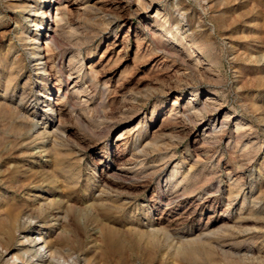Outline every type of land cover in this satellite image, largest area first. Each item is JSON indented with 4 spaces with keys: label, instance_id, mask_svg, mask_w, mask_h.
<instances>
[{
    "label": "rangeland",
    "instance_id": "obj_1",
    "mask_svg": "<svg viewBox=\"0 0 264 264\" xmlns=\"http://www.w3.org/2000/svg\"><path fill=\"white\" fill-rule=\"evenodd\" d=\"M56 1L52 16L59 8L74 35L51 30V18L44 16L41 32L47 34L48 28L52 37L48 44L40 39V53L48 54L50 103L61 109L53 115L54 124H49L39 92L48 85L36 78L31 46L20 40L28 15L20 5H33L26 0H0V95L7 88L9 95L14 90L16 103L22 102V96L35 99L29 108L38 114L23 124L11 108L0 106V191L6 184L25 183L39 186L37 194L45 195L44 190L56 186L52 198L66 221L52 222L49 232L77 254L85 253L90 264L264 262V219L255 221L264 214L253 212V221L243 224V229L222 231L225 214L234 215L242 193L249 196L247 206L259 201L258 212H264V0H208L204 5L198 0H146L148 9L144 11L143 3L138 12L133 0ZM162 8L171 19L166 27L174 30L180 25V36L201 46L205 60L201 65L208 61L215 72L194 70L150 33L144 19ZM69 53H80L84 63L82 90L77 94L70 90L73 77L65 69ZM208 95L219 100L224 113L252 123L250 130L236 134L228 123L212 132L211 124L205 126L212 114L204 103ZM191 97L202 123L187 114ZM46 123L59 139L54 149L48 146L51 155L40 153L39 140L25 141L27 134L35 136L34 131L44 129ZM203 132L209 140H202ZM135 156L144 158V174L120 173L119 168L133 163ZM177 163L179 171L189 175L186 197L165 206L161 187ZM48 175L54 177L49 181ZM229 184L233 197L238 195L231 208ZM101 190L115 202L126 200V206H92L100 200ZM25 199L34 203V198ZM145 209L166 234L149 237L134 232L130 219H142ZM205 227L215 234L213 256L200 252L178 257L176 238L190 231L197 238ZM36 228L31 223L26 234ZM220 231L228 241L215 238ZM237 231L244 232L238 237Z\"/></svg>",
    "mask_w": 264,
    "mask_h": 264
},
{
    "label": "bare ground",
    "instance_id": "obj_2",
    "mask_svg": "<svg viewBox=\"0 0 264 264\" xmlns=\"http://www.w3.org/2000/svg\"><path fill=\"white\" fill-rule=\"evenodd\" d=\"M10 1H15V0H10ZM26 1H31L33 6L30 7L28 2H25L24 5H20L21 9L28 10V15H27L26 20H25L26 25L23 26L22 30L20 29L21 30L20 40L25 41V44H30V46H31L29 54H30L32 67L35 71L36 78L37 79L41 78V80L45 81V83L48 85L47 90H46V88H42L41 90H39L41 98H43L42 112H43V115L47 114L50 117V121H49L50 123L49 124H54L53 115L54 114L58 115L61 112V109L58 108V104L52 105L50 103L49 96L51 95L52 87H50V84L48 82V77L50 76V74H48L46 72V68L48 67V64H49V61L47 60L48 54L43 56L42 53H40V50L42 49L39 46L40 39L45 40V44H48V41L51 40V37H52L51 34H48V32H47L48 28L47 29L45 28V31L47 34L43 35L41 32L43 29V26H44L43 18H44V16L48 15L49 18H51V22H52L51 30H60V32L63 35L73 36L74 30L65 25L64 16L62 14L63 12H61V10L59 8L58 9L56 8L57 9L56 15L52 16V10L54 8V4H57L56 0H43L40 4L35 2L34 0H26ZM133 1L136 5V10H135L136 12L139 11L138 6L143 4V3H144V11L147 8L146 0H133ZM149 2H150V0H149ZM198 2L200 4L203 3V5H204L205 3H208V0H198ZM163 9L164 8L158 9L154 15L145 17L144 25L146 26L147 29H149L150 33L154 37L160 38L175 53H177L178 55H181L183 57V59H185L184 61H186V62L188 61L194 70L199 71L202 69V71L205 73L206 72L207 73L215 72L211 68L212 63L207 61V63H205L204 67L201 65L205 61L203 59V52H202L201 46L197 47L193 44V42L188 41L185 36L181 37L180 36L181 29L179 27L180 25L177 24V26L174 28V30H170L169 28L166 27L170 24L171 19L169 18V13H166L165 11H163ZM24 24H25V22H24ZM30 27H32L33 29H30ZM27 32H30V34H31L30 37L26 34ZM179 38H181V40H179ZM183 40H185V44H184ZM200 45H201V43H200ZM79 54L69 53L68 60L65 64L66 71L73 77L72 78L73 84H72L71 89H70L72 94H77V93H79V91L82 90L80 78L82 76V73H84V63L82 62V58ZM9 89H11V88H9ZM25 95H26V92H25ZM0 100H2V102H0V106H2V107L7 106V107L11 108L10 110H11L12 115L17 120L22 122L23 124L28 123L30 120H33L38 116L37 112L35 110H33V108H29L31 101L35 100V99L30 100V99H27V97L22 96L21 101L24 104H26V107H24V109L20 108L21 107L20 104L22 102L21 103L15 102L14 90H13L12 94L9 95V91L6 88L4 90V93L2 95H0ZM193 101H194V99H193V97H191L189 99L187 105H186L187 114L190 115L191 117H193L197 121V123H202L203 122V119L201 118L202 115H201L200 111H198L196 109V107H195L196 105L192 106ZM204 103L206 106L210 107L212 110V114L209 118V121L205 125V126H208L211 124L212 132H214V130H216V129L220 130L221 128L224 127V125H227L228 123H230L231 126L234 128L233 130L236 134H240L242 132L250 130V128H251L250 124H252V123H246L245 120H243L241 118L236 119L234 117H231L230 114L224 113V108H223L222 104L219 102V100L215 96L208 95L204 99ZM54 106H55V108H54ZM56 110H57V112H56ZM172 110H173V108H172ZM39 121H41V120H39ZM49 124H47V126H44L45 127L44 129H42V128H41V130H40V128L36 129L34 131L36 133L35 136H32L33 134H27L26 138H25V141L29 140V142H32L34 139L39 140L40 145H39L38 149H39L41 154L42 153L43 154H49L50 151L48 149V146H51V148L54 149L57 145L58 136L53 131L48 130ZM138 124L140 125V123H138ZM252 130H253V128H252ZM201 138L203 141H207V139L209 140L210 137H209V135H205L203 132L201 134ZM245 147H246V145H245ZM241 149H242V147H241ZM50 155H51V153H50ZM52 156H53V153H52ZM179 166H180L179 164L174 166L173 169L166 176V179L163 180V185L161 188H162V193H163V196L165 199V203H164L165 206H169L170 204H172L175 200H177L180 197H186L185 196L186 195V193H185L186 189L185 188H186V186H188L189 175L188 174L183 175L182 174L183 172L181 173V170L179 171ZM119 172L122 173L123 175L130 176V177L131 176H138V175L142 176V174H144V158L136 157V159L133 163H129L127 165L125 164L124 166H121V168H119ZM48 177H49V181H50L51 178H53L54 176L50 178V176L48 175ZM56 180L58 181V179H56ZM45 182L47 183V181H45ZM51 184H52V182H51ZM62 184H63V182H62ZM45 186H46V184H45ZM52 186L54 187L53 189L44 190L45 195L37 194L36 191L39 189V186L30 185V184L27 185L25 183H17L14 186H10V185L6 184V185H4L3 190L1 189V191H0V264H80V262L82 264H90L91 263V259L89 257H87V255L85 253L77 254L72 248L68 247L67 245H62L57 239H53V232L52 233L49 232V231L53 230L52 228H50L53 225V224L51 225L52 222L58 224V220H60V221L62 220L63 222L66 221V214L55 208V202L52 198L53 197L52 195L54 193V189L56 186H54V185H52ZM52 186H50V187H52ZM246 186H248V185H246ZM89 188H88V190H90ZM252 188H254V187H250L249 189L251 190ZM233 194H234V189H233L232 185L229 184L228 190H227V196H228V199L230 200V204H229L228 208H231V205H232L231 202L237 200V198H238V195L233 197ZM26 195L28 196L29 199L34 198L33 204H30L31 201L26 202V199H25V197H27ZM249 195H251V194H249ZM239 196H241V203L239 205L237 203V209L235 210L234 215L231 212L226 213L225 211H223L226 214H225L224 222H223V226H224L223 229L224 230H222V231H227V230H231V229H233V231H234L237 229H241L243 224L253 221V219L251 217V214L253 212L254 213L257 212L258 214H256V213L255 214L258 216H259V214H264V212H261V209L258 212L257 205L259 204L258 203L259 201L255 202L252 200V202H251V200H250L252 205L247 206L248 204L246 205V203L249 202V200H248L249 196L247 197L243 193H242V195H239ZM99 198H100V200L92 206H99L100 207V206H104L106 204L112 205L114 203H119L121 200L120 199L119 201L115 202L116 198L114 200L112 195L105 194L103 190L100 191ZM198 198H202V196H198ZM126 204H127L126 200H123L121 203L118 204V207L123 208L126 206ZM25 205L29 206L28 210H25V208H24ZM228 208H227V211H228ZM53 209H56L55 214H52ZM147 211H148V209H145L141 212L142 213V219H140V220H136L134 218H133L134 220H131L132 218L130 219L129 225L132 226V229L134 230V232H136L140 236H144V234H148L149 237H154L155 235H157L159 233H165L166 234V232H163L161 229L156 228L158 226V221L149 217L150 213H148ZM177 219L178 218H176V220ZM262 219H264V218L256 217L255 221L260 222V220H262ZM62 221H61V223H62ZM31 223L34 227L37 226L38 228L32 229L29 232V234H26V230L28 228V225H30ZM177 225H179V224H177ZM144 229H149V231L144 232ZM209 229H210L209 227L203 228L200 231L199 236L197 238L193 237L194 234L192 231L187 232V233H182L181 235H179V237L176 238V242H175L176 243V248H175L176 255L178 257L179 256H191L192 257V256L199 255L200 252L201 253L204 252V254L209 256V257L213 256V251H212V246H211V244L213 242L211 240H212V238H214L213 236L215 234L211 233ZM257 230H259V229H257ZM43 231H47V233L44 234ZM176 231H177L176 229H174V228L172 229V232L174 235L175 234L178 235V233ZM222 231L218 232L216 234L215 238L217 240L219 239L223 242H226V241H228V239H227L228 235H224V236L221 235V234H225ZM245 231H247V230H245ZM172 232L170 231V233H172ZM243 232L244 231H237V233L235 232V235L239 237V235L243 234ZM251 233H252V230H251ZM173 234H172V236H173ZM254 235H255V233H254ZM252 237H254V236H252ZM234 239H236V238H234ZM246 239H249V237L248 238L246 237ZM261 241L262 242L264 241V237L262 238ZM202 256H203V253H202ZM188 263H194V262H188ZM202 263H204V264H264V262H202Z\"/></svg>",
    "mask_w": 264,
    "mask_h": 264
}]
</instances>
